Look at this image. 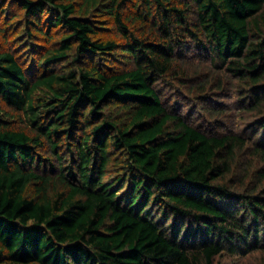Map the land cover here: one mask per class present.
<instances>
[{
    "label": "trees",
    "instance_id": "obj_1",
    "mask_svg": "<svg viewBox=\"0 0 264 264\" xmlns=\"http://www.w3.org/2000/svg\"><path fill=\"white\" fill-rule=\"evenodd\" d=\"M255 255L264 0H0V264Z\"/></svg>",
    "mask_w": 264,
    "mask_h": 264
},
{
    "label": "rangeland",
    "instance_id": "obj_2",
    "mask_svg": "<svg viewBox=\"0 0 264 264\" xmlns=\"http://www.w3.org/2000/svg\"><path fill=\"white\" fill-rule=\"evenodd\" d=\"M231 130V129H230ZM244 260L242 256H235V257H227L224 256L221 260V264H240V262ZM249 263L254 264L256 262V255L253 258H248L247 260Z\"/></svg>",
    "mask_w": 264,
    "mask_h": 264
}]
</instances>
